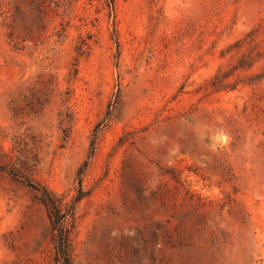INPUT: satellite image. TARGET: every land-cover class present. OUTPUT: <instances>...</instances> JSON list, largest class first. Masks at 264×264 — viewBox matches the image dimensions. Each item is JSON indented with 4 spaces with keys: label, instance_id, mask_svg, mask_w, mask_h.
<instances>
[{
    "label": "rangeland",
    "instance_id": "rangeland-1",
    "mask_svg": "<svg viewBox=\"0 0 264 264\" xmlns=\"http://www.w3.org/2000/svg\"><path fill=\"white\" fill-rule=\"evenodd\" d=\"M259 27L264 0H0V264H58L31 186L70 202L86 163L73 264H264V60L206 91Z\"/></svg>",
    "mask_w": 264,
    "mask_h": 264
},
{
    "label": "trees",
    "instance_id": "trees-1",
    "mask_svg": "<svg viewBox=\"0 0 264 264\" xmlns=\"http://www.w3.org/2000/svg\"><path fill=\"white\" fill-rule=\"evenodd\" d=\"M109 5L113 8L114 0H107ZM261 29L255 28L250 31L244 39L239 40L235 47L240 50L247 47V51L242 53L237 64L229 70L221 68L216 75L207 84L206 91L221 92L232 91L237 88L236 82L231 83L230 78L235 75L237 71L250 70L257 63L264 60V39L261 37ZM251 78V84H257L264 79V68L262 71ZM88 168L86 163L78 173V190L77 194L70 202L65 201V197L59 196L44 185L36 184L31 186L36 193V198L42 204L51 223L53 233V245L55 251V261L58 264H73V242L72 229L73 225L69 218L74 219L75 211L78 203L83 200L87 193L83 188V175ZM13 178L18 175L15 171H10ZM71 224V225H70Z\"/></svg>",
    "mask_w": 264,
    "mask_h": 264
}]
</instances>
